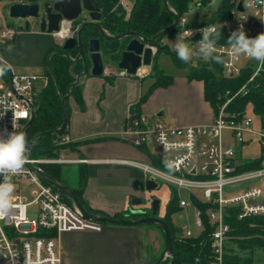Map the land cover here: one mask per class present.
Wrapping results in <instances>:
<instances>
[{
    "label": "built area",
    "instance_id": "built-area-1",
    "mask_svg": "<svg viewBox=\"0 0 264 264\" xmlns=\"http://www.w3.org/2000/svg\"><path fill=\"white\" fill-rule=\"evenodd\" d=\"M228 2L230 8L227 17L215 23L223 25L216 47L217 54L222 56L224 63L217 64L220 74L230 79L238 77L245 69L249 70V76L236 92L237 95L247 91L248 84L264 72V66L243 55L234 57L227 45V39L241 25L250 38L264 33V4L247 7L249 0ZM188 22L189 19L185 15L178 18L177 32L179 34L192 30L194 34L188 38V42L195 46L201 39L199 29L206 26L191 27ZM16 32V28L6 26L5 30L0 32V46L7 44ZM70 36H74L71 31L66 37ZM138 71L139 69L133 76L140 78L144 74L140 75ZM116 75L129 76L124 70H119ZM38 78L46 81L44 76L35 74L16 75L10 72L7 80L0 77V133H3L5 138L7 133L13 130L26 132L33 111V85ZM229 101L230 98L219 106L217 115L206 125L166 126L154 116L134 114L130 110L120 136L122 141L134 147L154 145L158 148L160 154L154 156L159 159L160 165H154L150 161L119 162L139 169L145 180H151L157 186L161 183L167 184L176 194L178 190H185L190 201L178 198L177 205L180 209L193 207V226L198 232L203 228V212L195 202L207 206L205 215L212 226L209 234L212 251L210 264H222L223 261L224 245L231 231L224 218L226 209L238 207V220L264 216L261 188L250 184L264 177V168L239 171L234 144L243 143L246 134L259 136L264 144V131L254 130L251 118L244 115L237 119L234 113L226 112L225 106ZM224 130L230 132L229 138L233 142L223 141ZM68 143L70 140L66 134L56 141L57 145ZM63 151L64 148H61L58 156L54 158H34L28 154L22 172L11 176V182L15 185L12 201L14 206L0 219V264H63L59 243V235L62 232H98L102 229V223L85 219L72 203L64 200L62 193L54 190L30 168L42 170V166L47 164L70 165L85 162L67 158L62 154ZM168 161L174 164L172 170L166 167ZM3 179L4 177L0 176V182ZM17 180H24L29 188L24 189ZM194 192L200 193L202 199L198 200ZM34 204L38 206V217L31 219L28 217V208ZM197 233L187 227L181 236L193 237Z\"/></svg>",
    "mask_w": 264,
    "mask_h": 264
},
{
    "label": "crops",
    "instance_id": "crops-1",
    "mask_svg": "<svg viewBox=\"0 0 264 264\" xmlns=\"http://www.w3.org/2000/svg\"><path fill=\"white\" fill-rule=\"evenodd\" d=\"M133 1L121 0V3L127 10ZM6 14L7 11L6 26L16 28L17 32L4 47L0 46V61L9 67L13 74L14 68L27 71L43 67L46 53L60 44L59 38L62 36L39 31L32 21L26 30L22 21L11 20ZM9 45L12 46L11 51L8 50ZM101 57L103 61L105 56L101 54ZM107 60L114 63L108 58ZM104 65L103 76L93 77L88 74L81 77L83 111L72 98L68 99L66 135L74 145L64 147L62 154L67 158L85 161L63 165L68 173L69 185H77V175L75 178L68 168L75 167L77 173V166H84L87 178L82 191L83 199L91 209L100 211L105 216L115 217L137 209L138 205L131 204L133 197H144L143 192L134 186L136 181H145L143 173L119 161L153 163L155 158L150 148L152 145L134 147L120 139L126 117L130 110L132 111L131 107L138 102L152 81L148 77L151 65L144 67V75L140 78L116 75L119 69L115 67V63ZM186 74L187 70L169 74L172 76L171 84L153 89L139 106V112L156 117L166 126L209 124L214 118V113L204 98L203 82L188 80ZM246 135L243 143L250 139V135ZM237 161L240 165L245 160H241L237 155ZM261 168H264V161L261 162ZM250 184L261 188L264 199V177ZM153 230L156 229L147 224H103L98 232H62L59 235V243L63 264H147L149 258L162 253L161 250H155V245L151 243V240L157 243L158 237L157 231Z\"/></svg>",
    "mask_w": 264,
    "mask_h": 264
},
{
    "label": "trees",
    "instance_id": "trees-1",
    "mask_svg": "<svg viewBox=\"0 0 264 264\" xmlns=\"http://www.w3.org/2000/svg\"><path fill=\"white\" fill-rule=\"evenodd\" d=\"M99 8L100 18L99 25L111 36L121 34L126 31L137 33L142 38H152L159 31L170 26L173 21L174 13L181 18L187 12L188 6L193 0H167L170 10L163 7L162 0H134L128 12L125 11L121 0H95ZM230 5L228 0H223L219 8L212 12L204 20H189L188 26H207L215 24L228 15ZM172 12V13H171ZM79 20L73 21L78 24ZM172 30H177L175 27ZM171 30V31H172ZM84 49L90 38L98 37L100 40V53L116 63L120 59V54L128 38L119 40H105L99 36L96 28L92 25L86 26L80 33ZM162 37L155 42L156 52L153 59L165 50L177 66L185 67L187 70L186 78L188 80H201L204 87V98L212 107L214 116L217 115L218 106L223 104L226 99L230 101L225 106V111L234 113L237 119H241L245 114V106L250 104L254 115L259 118V127L264 131V72L257 76L247 87L245 93L236 94L238 89L246 82L249 76V70L245 69L241 74L234 78H226L220 74L219 65L215 62L198 63L197 66L187 65L178 59L177 55L169 51L167 46L161 43ZM78 48L75 45L70 50H63L61 45H55L45 55L42 75L46 78L45 84L37 91H33V114L29 126L25 132L27 143L30 142L37 134L42 132H53L62 124V99L65 97V106L67 114L69 111L68 99L72 98L81 111L84 110L82 98L81 79L77 77L83 72L84 64L81 58H77ZM89 63L88 58L86 59ZM148 77L152 80L146 91L142 93L138 102L134 104L132 112L139 114V106L146 100L150 92L157 87H166L172 82V76L166 74L163 70L158 69L154 63L151 64ZM67 132V123L60 133H52L45 137L35 139L30 147V157H57L61 148L67 145H57L56 141ZM154 165H160L158 159H153ZM264 161V145H262L260 154L253 159H246L237 169L239 171H250L261 168V162ZM42 170L52 179L68 186L83 208L90 214L105 216L97 210L91 209L82 197V191L86 182V169L84 166H77V185L72 187L67 182V172L63 165L47 164L42 166ZM53 188V187H52ZM56 190L55 188H53ZM63 195V194H62ZM66 202H71L63 195ZM178 200L172 199L166 209L165 216L161 219L168 225L171 241L172 253L165 258L160 264H210L212 260V251L210 248L209 234L212 226L209 224L205 215L204 204H195L202 210L203 228L193 237L177 236V228L173 227L169 214L177 209ZM238 207L228 208L225 210L224 218L229 224L234 242L240 248H247L253 251L259 248L264 251V216L246 218L238 220ZM151 215L150 207L144 211L142 216ZM138 215H132L129 212L118 214L115 218H138ZM254 224V227H250ZM230 240V239H229ZM157 258L152 257L147 260V264H153ZM252 256L238 257L224 245V255L222 264H251Z\"/></svg>",
    "mask_w": 264,
    "mask_h": 264
},
{
    "label": "water",
    "instance_id": "water-1",
    "mask_svg": "<svg viewBox=\"0 0 264 264\" xmlns=\"http://www.w3.org/2000/svg\"><path fill=\"white\" fill-rule=\"evenodd\" d=\"M163 7L168 10L167 0H162ZM172 13V12H171ZM173 23L167 28L159 31L152 38H142L137 33L126 31L118 35L111 36L98 23L100 18L99 8L95 0H29V1H11L7 6V17L11 20H19L23 22V28L28 29L30 22L35 23L41 32L57 34L63 22H72L79 20L80 24L76 29L75 36L66 37L62 43L63 50H70L75 45L78 48L77 58H81L84 68L83 72L77 77L79 78L91 75L93 77H101L105 72V65L102 61L100 53V40L98 37L90 38L87 41L86 48L82 44L80 37L81 31L88 25H92L96 28L100 37L105 40H119L122 38H128L123 51L120 54V59L115 63V67L119 70H124L127 75L133 76L137 69L141 66L149 67L152 63V59L156 52L155 42L177 26L178 17L174 14ZM87 19H83V17ZM155 48V51H153ZM89 63L87 64L86 59ZM0 66L5 67L9 74V67L0 61ZM62 109V124L58 129L53 132H42L37 134L27 144V155L29 154L30 147L33 141L39 137H45L52 133H60L66 126L68 121L67 109L65 106V97L61 103ZM33 111L31 112L32 117ZM31 120V118H30ZM30 120L27 123L26 130L29 126ZM32 168L44 182L52 186L60 193H62L83 215L85 219H92L102 224L117 225V226H136L141 224H155L163 232L164 235V248L160 256L153 264H160L166 257L172 253V241L168 225L159 217H156V213L159 207V201L152 199L149 203L151 215L142 216L144 211L141 209H132L129 211L132 215H138V218H115L109 216H97L88 213L79 200L76 198L72 190L60 183L57 180L52 179L48 174L42 170ZM135 188L141 192H150L154 190L157 185L151 180L136 181ZM143 198L133 197L131 199L132 205H141Z\"/></svg>",
    "mask_w": 264,
    "mask_h": 264
},
{
    "label": "rangeland",
    "instance_id": "rangeland-1",
    "mask_svg": "<svg viewBox=\"0 0 264 264\" xmlns=\"http://www.w3.org/2000/svg\"><path fill=\"white\" fill-rule=\"evenodd\" d=\"M222 1L223 0H193L192 3H190V5L188 6V9H187V12L185 13V16L189 20H197V21L204 20L212 12L216 11L219 8V5L222 3ZM9 3H10V0H0V32L4 31L5 27H6L5 13L7 11V6L9 5ZM124 9L126 12H128V10H129V9L126 10L125 7H124ZM83 17H84V15H83ZM83 19H87V18L84 17ZM66 24H68L69 35H70V31H71L74 33V36H75V32H76V29L78 28V26L80 24V21L78 22V24H74L73 21L70 23H66ZM177 35H178L177 30H172V31H169L168 33L164 34L162 36V39H161V43L163 45L167 46L169 51H172L173 53H175L173 51V45H174V42L176 41ZM59 39H60L59 40L60 44H58V45H62V43H63L62 37ZM5 45L6 44L2 45V47H4ZM200 61L205 62L203 59H200ZM103 62L106 64H109V65L114 64V63H111L110 61H108L107 58H105V57H103ZM152 63H154L158 69L163 70L166 74H171V73H174V72H177L180 70H186L185 67L175 65L172 61L171 56L165 50L158 53V55L154 59H152ZM198 63H199V60L196 58H193V60L190 61L189 63H187V65H191V66L195 67L198 65ZM12 70L15 74L35 73V74L41 76L43 73V67L37 68V69L36 68L30 69L27 71L26 70H19V68H14ZM0 77L7 80V78L9 77L8 70L6 69L3 73V75H0ZM130 77L133 78V76H130ZM43 84H44V79L38 78L34 82V85H33L34 89L33 90H35V91L39 90L43 86ZM145 84H146V82H145ZM145 84H144V86H146ZM250 84L251 83H249L248 85H250ZM218 109H219V106H218ZM244 112H245V114H244L245 116L251 118L252 128L254 130H260L259 118L256 115H254V113L252 111V107L250 104H247L245 106ZM157 120H159V119H157ZM229 133L230 132L228 130L223 131L222 136H223L224 142H227V143L233 142V140L231 138H229ZM245 136H247V135H245ZM249 138H250L249 141H247L245 143H234L236 153L239 156V158H241V160L252 159V158H255L256 156H258L260 154V148H261L262 142L260 141L259 136L250 135ZM150 148H151V152L153 154H160V151L154 145H152ZM164 157H166L165 154H164ZM68 171L71 172L72 175L76 178L77 173H76L75 167L70 166L68 168ZM17 182L24 189H27V187L29 188L27 182H25L24 180H17ZM177 192H178L177 193L178 196L176 194V191L172 187H170L167 184L161 183L154 190H152L150 192H143V194L146 197V199L148 200L146 202L147 206H149V201L151 199H157L159 201V207H158V210L156 213V217L161 218V217L165 216V214H166V209H167L168 203L172 199H174L175 197L177 198V200L179 198L180 200L190 201L189 195L187 194V192L185 190H178ZM193 194L196 195L198 200L202 199L200 193L194 192ZM26 195H28V192L26 193ZM38 211L39 210H38L37 205L34 204V205L30 206L28 208V217L31 219H36L38 217ZM169 220H170L172 226L177 228V231H176L177 236H181V234L184 232V229L187 227H189L194 233L198 232L197 231L198 229H196L193 226L194 211H193L192 206H189V207L184 208V209L179 208V209L171 212L169 214ZM147 225L153 229H156L153 231H157L156 232V234L158 236L157 237V243L155 242V240H151V243L153 245H155V250L163 251L164 235H163L162 230L155 224H147ZM254 226H255L254 224H250V227H254ZM151 239H153V238H151ZM226 247L228 249H230L232 251V253L237 255L238 257L242 258V257L252 256V263L251 264H264V251H262L259 248H254L253 251H251V252L247 248H245V249L240 248L237 246L236 242H234L232 236H228V239L226 242ZM159 256L160 255H157L155 258H158Z\"/></svg>",
    "mask_w": 264,
    "mask_h": 264
},
{
    "label": "clouds",
    "instance_id": "clouds-1",
    "mask_svg": "<svg viewBox=\"0 0 264 264\" xmlns=\"http://www.w3.org/2000/svg\"><path fill=\"white\" fill-rule=\"evenodd\" d=\"M256 4H264V0H249L247 7H253ZM221 24L208 25L199 29L201 39L196 42L195 46L188 42V38L194 33L189 30L185 33H179L173 45V51L179 60L185 64L193 58L203 59L205 62L224 63L222 56L217 54V41L221 37ZM227 45L234 57L246 56L251 60L264 66V33L258 34L254 38L246 35L243 25L233 31L227 39ZM9 45L8 50L11 51ZM6 69L0 66V75H3ZM15 129V124L13 125ZM6 131V130H5ZM167 147V146H165ZM27 138L24 132L13 130L7 133V138L0 133V176L4 179L0 182V219L4 218L14 206L13 194L15 185L11 182V176L22 172L24 165L27 163ZM166 167L172 170L173 162H166Z\"/></svg>",
    "mask_w": 264,
    "mask_h": 264
},
{
    "label": "bare ground",
    "instance_id": "bare-ground-1",
    "mask_svg": "<svg viewBox=\"0 0 264 264\" xmlns=\"http://www.w3.org/2000/svg\"><path fill=\"white\" fill-rule=\"evenodd\" d=\"M66 23H68V22H63V23H62V25H61V29H60V31L57 33L58 35H61L62 38L65 37V36H68V35H69L68 24H66ZM144 71H145L144 66H141V67L139 68V71H138V72H139L140 75H143V74H144Z\"/></svg>",
    "mask_w": 264,
    "mask_h": 264
},
{
    "label": "flooded vegetation",
    "instance_id": "flooded-vegetation-1",
    "mask_svg": "<svg viewBox=\"0 0 264 264\" xmlns=\"http://www.w3.org/2000/svg\"><path fill=\"white\" fill-rule=\"evenodd\" d=\"M10 1H13V0H10ZM24 1H29V0H24ZM6 16H7V14H6ZM85 20V19H84ZM82 21H83V18H82ZM152 200V199H151ZM150 200V201H151ZM148 200L146 199V197L144 196L143 197V203L141 204V205H138L137 206V209H141V210H143V211H146L147 210V208H148V206H147V204H146V202H147ZM150 201H149V203H150Z\"/></svg>",
    "mask_w": 264,
    "mask_h": 264
}]
</instances>
